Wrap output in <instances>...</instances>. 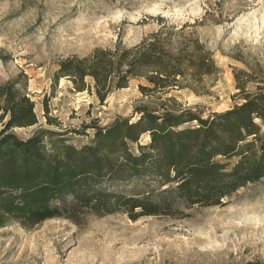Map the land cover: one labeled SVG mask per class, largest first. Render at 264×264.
Segmentation results:
<instances>
[{"label":"rangeland","instance_id":"374dc122","mask_svg":"<svg viewBox=\"0 0 264 264\" xmlns=\"http://www.w3.org/2000/svg\"><path fill=\"white\" fill-rule=\"evenodd\" d=\"M159 29L172 46L191 50L197 40L213 72H189L159 92L132 77L103 100L89 77L82 90L68 76L55 78L67 56L134 46ZM7 80L33 101L37 124L14 128L20 138L47 129L80 146L92 125L134 121L161 105L205 118L264 90V0H0V83ZM0 264H264V178L220 204L181 205L173 214L131 220L83 210L29 228L10 222L0 226Z\"/></svg>","mask_w":264,"mask_h":264},{"label":"trees","instance_id":"16d2710c","mask_svg":"<svg viewBox=\"0 0 264 264\" xmlns=\"http://www.w3.org/2000/svg\"><path fill=\"white\" fill-rule=\"evenodd\" d=\"M167 35L159 29L134 46L116 42L67 56L55 78L68 76L82 90L89 77L103 100L132 77L144 76L152 85L143 91L159 92L189 72H213V60L197 40L190 50L172 46ZM35 124L33 101L15 81L0 83V226L17 222L29 228L83 210L123 212L131 220L173 214L181 205L220 204L264 178V90L205 118L191 109L144 107L134 121L115 117L105 126L92 125L90 140L80 146L47 129L26 138L14 132ZM145 134L148 140L140 143Z\"/></svg>","mask_w":264,"mask_h":264}]
</instances>
